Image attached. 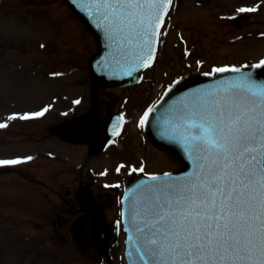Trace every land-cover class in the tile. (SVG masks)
<instances>
[{
    "label": "rangeland",
    "instance_id": "1",
    "mask_svg": "<svg viewBox=\"0 0 264 264\" xmlns=\"http://www.w3.org/2000/svg\"><path fill=\"white\" fill-rule=\"evenodd\" d=\"M254 1L245 0L249 3ZM243 2L214 0L199 7L194 0H180L178 10L169 19L170 25L164 30L161 41L159 60L164 76H157L160 71L151 72L154 77L152 82L159 78L156 84L166 87L169 79L178 78L185 68L212 73L214 68H249L264 60V39H258V32L264 31V20L260 17L264 10L247 12L252 13L249 16L253 18L250 24H254L243 30L231 25L233 21L224 24L225 21L215 20V16L225 8L234 9L237 3ZM221 6L224 7L222 10ZM31 36L34 38L27 41ZM0 37L3 41L0 45V120L10 121L9 117L14 115L9 114L23 108L28 109L25 113L36 111L40 102L29 105L21 101L20 96L16 103L13 102V91L17 90L15 85L19 82L18 90H27L34 81L32 76L27 78L30 70L41 67L42 63V73L45 74L48 69L53 70L55 64L61 67V60L64 62L62 65L72 66L70 79L59 77L49 80L52 83L48 86L54 83L59 85V89L54 91L43 87L42 93L39 92L42 89L35 91L36 96L49 100L58 95V101L52 105L54 112L64 106L61 94L70 97L67 106L72 107L71 116L88 110L91 105V87L86 59L95 51V41L62 0H0ZM48 73L53 78L54 72ZM146 83L144 81L138 87L116 93L125 98L123 109L131 120L117 141L118 146H113L98 160L90 162L92 173L97 179V185L90 188L94 196L100 193L99 186L102 184L125 179L124 172L129 162H134L136 167L144 165V171L150 174L177 168L169 155L147 145L141 128H134L135 116L146 109L150 101V98L144 100L143 96L153 90L152 84ZM31 98L36 100L33 95ZM21 115H15V119L19 120L17 129L9 128L10 132L0 130V156L27 154L33 159L36 149H41L40 155L50 157L37 158V166L29 170L33 175L30 177L44 181L53 190H46L40 185H28L13 175L1 176L0 264H106L102 258H94L97 256L92 250L87 256L77 252L63 225L76 215L74 212L69 213L68 208L71 205L74 209L79 208L74 192L79 186L85 148L82 151L80 147L67 145L45 132L44 135L39 134L42 127L48 131L50 122L58 121L62 116L53 117L55 119L52 121L35 117L22 121L19 119ZM52 155L58 156L54 160L56 163H53ZM117 165H123L120 175L115 173ZM106 169L107 175L101 177L99 173ZM102 193L111 195L110 198L102 197L99 204L107 215L109 225L113 226L119 220L117 201L121 189H103ZM57 214L61 215V219L57 218ZM121 249L122 236L117 234L112 237L110 247L114 264H123Z\"/></svg>",
    "mask_w": 264,
    "mask_h": 264
},
{
    "label": "snow or ice",
    "instance_id": "2",
    "mask_svg": "<svg viewBox=\"0 0 264 264\" xmlns=\"http://www.w3.org/2000/svg\"><path fill=\"white\" fill-rule=\"evenodd\" d=\"M171 3L90 0L85 7L90 15L94 10L108 39L119 41L122 57L134 54L140 67H151L162 34L158 28ZM261 65L264 60L252 67ZM229 71L240 73L236 67L213 69ZM154 107L145 111L141 125ZM47 110L19 119L42 116ZM165 123L170 125L166 133L182 145L193 171L178 178L168 173L163 179L149 177L157 183L148 186L151 197L142 214L136 213L142 223L133 218L137 237L132 247L139 259L144 264H264V82L255 81L251 72L240 73L223 88L198 94ZM6 126L0 123V128ZM22 162L4 159L0 166Z\"/></svg>",
    "mask_w": 264,
    "mask_h": 264
},
{
    "label": "water",
    "instance_id": "3",
    "mask_svg": "<svg viewBox=\"0 0 264 264\" xmlns=\"http://www.w3.org/2000/svg\"><path fill=\"white\" fill-rule=\"evenodd\" d=\"M70 6L74 9V11L80 16V18L87 24L91 21H98L96 19V14L94 10L90 15V10H86L88 8L85 7L86 4L90 2V0H67ZM100 43V54L106 50L107 42L106 41H99ZM130 69H124L121 71V75H124V72L129 71ZM137 72V69H134V73ZM136 76V75H135ZM228 78L227 75H220L218 74L215 79H207L205 77L195 76L193 78H188L183 81L178 82L172 89H170L162 102L154 108L153 112L150 115V121L147 126V129L150 132V135L157 141L164 142L167 146H174L177 151L179 149L182 151L179 156L182 164L184 165V169L176 174H173V178L183 177L193 171V165L191 160L188 158L187 153L184 151L182 145L177 142L176 140L170 138V135L166 133L165 129L170 127L169 124H166V121H170L173 114L178 110L182 109L185 105L193 103L196 99L198 94L211 89H218L223 88L225 83L224 79ZM231 81V80H230ZM126 85V84H124ZM178 145V146H176ZM163 179V178H161ZM156 181H152L150 179H141L138 178L137 181L128 187V206L130 207V215L128 227L134 228L135 224L133 222V218L135 217L136 221L142 223V219L140 216H136L137 212H141L143 208L146 206L143 199H148V195L150 192L148 191L149 185L156 184ZM137 198V202L134 201ZM129 228H126L127 231ZM131 235L128 234V253L131 256L130 264H144L142 260L139 259L138 254L135 252L134 248L132 247V241L136 239L133 235V232H130ZM137 237V236H136ZM83 241L76 242V244L82 248L86 249V245L82 246ZM131 253V254H130Z\"/></svg>",
    "mask_w": 264,
    "mask_h": 264
}]
</instances>
